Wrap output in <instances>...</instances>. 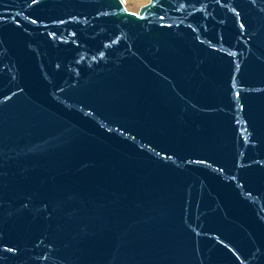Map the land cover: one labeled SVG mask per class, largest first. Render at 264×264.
<instances>
[{
  "label": "water",
  "instance_id": "1",
  "mask_svg": "<svg viewBox=\"0 0 264 264\" xmlns=\"http://www.w3.org/2000/svg\"><path fill=\"white\" fill-rule=\"evenodd\" d=\"M0 264H264V0H0Z\"/></svg>",
  "mask_w": 264,
  "mask_h": 264
},
{
  "label": "rangeland",
  "instance_id": "2",
  "mask_svg": "<svg viewBox=\"0 0 264 264\" xmlns=\"http://www.w3.org/2000/svg\"><path fill=\"white\" fill-rule=\"evenodd\" d=\"M146 1H148V0H142L140 3H135V2H133L132 0H125V1H123V3H124V5H125V7L127 8V9H129V10H133V11H136L137 9H138V7L141 5V4H143V3H145Z\"/></svg>",
  "mask_w": 264,
  "mask_h": 264
},
{
  "label": "bare ground",
  "instance_id": "3",
  "mask_svg": "<svg viewBox=\"0 0 264 264\" xmlns=\"http://www.w3.org/2000/svg\"><path fill=\"white\" fill-rule=\"evenodd\" d=\"M122 1H125V0H122ZM133 2H135L136 4L137 3H140L142 0H132ZM142 3V2H141Z\"/></svg>",
  "mask_w": 264,
  "mask_h": 264
}]
</instances>
